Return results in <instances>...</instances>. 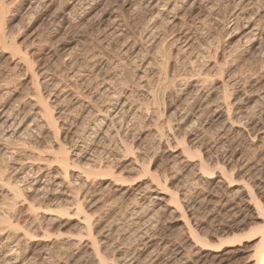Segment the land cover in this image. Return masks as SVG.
<instances>
[{"label": "bare ground", "instance_id": "1", "mask_svg": "<svg viewBox=\"0 0 264 264\" xmlns=\"http://www.w3.org/2000/svg\"><path fill=\"white\" fill-rule=\"evenodd\" d=\"M7 1L0 0V44L3 45L2 47L8 48V50L10 52L9 54L11 56L10 59H14V57H16L17 60L16 59L15 60L17 62H15V64L18 66L22 65V68L24 67V69H25L24 71H26V73L29 74V76H30L29 81L31 84V88L29 86L28 89L29 90L31 89V91L27 90L29 92L26 94V96L24 95L25 99L24 100L21 99V101H19L21 103L17 104L15 107L4 106L2 104L3 100L1 101V99H0V160H1L0 161V264H44V263L46 264V262H48V260L52 258L51 256H53L52 255L53 252L51 253V251L54 250V248H56V247H57L56 248L57 250L55 249L56 252H58V249H59V252L62 254H64V253L68 254L71 252L70 255L72 256V259L70 260V262H66V263L63 262L65 260V259H63L64 257L63 256L60 257L63 259V261H60V259H59L60 262L58 264H132V262L134 263V261L132 259L130 261L129 258H128V260L130 262H127L128 261V260L126 261L127 257H126V259L122 260V258L124 256H123V253L121 252L123 250L122 249L120 250V247L122 248L121 244H120L121 246L118 245L119 249H117L115 247V249L114 248L111 249V250L114 249V252L110 251L111 247L109 245H112V247H113V244L110 243V240L112 239V237L110 238V234L106 231H99V229H100L99 227H98L99 229L97 231V229H96L97 224H94L95 222L92 223V221L90 219L91 217L86 213L87 211L85 210V203L90 199V198L88 199V191L87 190L90 187L91 182L96 181V183L98 184L97 181H99L100 183H103L110 178H117L116 171H118V170H116L115 168H112V166L113 165L115 166V162L117 163L118 161H115L114 164L111 163V165H112L111 166L110 163H107L106 161L103 160L105 155L109 156L111 154V153L110 154L108 153V152H110V151H108L109 146L112 143H114V146H112V147H114V151L117 148L118 156H123V154L133 152L132 151L133 150L132 145L129 146V144L125 140H123V138H125V137L122 138V135L126 134V131H124V129L134 119H136V118L139 119V117L144 116V114L148 116L147 118H149V120H148L149 122H150V120H152V117L155 113V108H153V111H150L149 105L146 106L147 104L145 105V103L151 102L152 105H155V101H160V99H158L159 96L157 95L156 91H158V89H159L161 92V89L158 86L159 88L157 90H155V88L153 87L154 84H152L153 80H155V79L157 81L156 83L154 82L155 84L158 85L159 83H162L165 86L164 89H162L163 92L165 91V89L169 88V87L167 88L168 84H169V86H170V84L172 85V86H170V87H172V89L175 88L177 91H181V94H182V97H180L181 101H186V102L187 101L188 102L193 101L192 103L195 104V106L193 104L195 111H196V109H198V111H199V108H201L204 104H206V106H204V107H206V109L211 107L212 104H214V107H215V104H216V110L215 109L214 110L217 112V114L220 113V111H221V113L219 114V117L222 118L223 122H224L223 130L227 128L228 132H229V130H231V129H233V131H234V129H236L239 132H246L248 134V137L252 136L254 138V141H255V139L256 140H258V139L264 140V125L260 126L258 123L253 124L252 121L250 122L248 120L250 118L249 117L250 116V113H249L250 108H248L249 107L248 105H249V103L252 102L251 100L253 99V95L250 98L248 97L249 99L247 101H245L243 99L244 102L242 103V102H239L238 100H236V97H234L235 95L231 94V91L228 90L230 83L227 80L225 81V79H223L224 78L223 75H224V71H225L223 69L224 65L223 66L220 65V63L217 61L218 56H219V51L217 52V50H219V49L217 48V50H216L215 49L216 47L214 48L212 46L211 41L210 42L208 41V43H210V44H207L206 47H204L206 49L204 57L205 56L208 57V60H206V61H208L207 66L209 67V69L210 70L213 68L215 69V71L212 70L213 71L212 76L210 75L211 73L210 74H208V73L207 74H204V73L201 74V72L198 75L197 74L194 75L197 71H195V73L193 72L192 73L193 75H192L191 74V68H189L190 71L189 70L188 71L190 72L189 74H191V75L187 74V75H189V77L187 76L186 78H184L186 76V74H185V76L182 75V77L183 76L184 77L181 79H180L181 75L177 76V77H179L180 80L175 79L176 77H174L173 81H175L174 82L175 84L174 83L172 84V81H170V79L172 77L169 78V80H168L167 72H169V71L166 68H167L168 61H170L169 55H168L169 52L168 53L166 52V50L164 49V46H162L163 50H160L161 46L159 47L160 41L163 39V36H165V33H163L164 35L161 34L162 36H160L162 39L161 40L158 39V36L160 34V33H158L159 28H160V25L162 24V23L160 24V20H164L161 22H165L166 17H167V21H168V18L171 19L170 15L173 14L172 12L182 11L186 7L188 8V5H189V3H191V0H180L179 2L177 0L175 2H172L171 0H141L143 5L146 4V7H150L151 10H153L152 11L153 13L151 12V16H150L151 21L149 19L150 23H149L148 27H146V28L144 27L145 30L143 29V31L144 32L146 31L145 37L147 36V38H145V40L148 41L147 39H150L151 43L154 45V48H153V46H152V48L154 49L155 57L153 58V56H152V58H153L152 60H153L156 67L154 68L152 73L147 70V68L153 69V68L149 67V65H151V62H147L145 68H144V66L142 67V68H144V70L140 74H138V81H140V83L142 82L141 86L139 85L140 87L128 86V88L125 87V89H123L124 88L123 87L122 88L123 90L119 92L116 89L118 87V85L115 86L114 80H112V78L109 77V78L103 79V83H101L102 85H100V88H98V91L96 92L95 91L96 89L94 90L96 92V94L94 93L95 95L92 94L91 96L88 95L89 92L86 94V96L85 95L83 96L82 93L84 91L83 92H81L82 90L79 91L80 90L79 88H81V87L78 88V85L82 84V82L81 83L78 82L79 84L77 85L76 84L77 81L75 80L76 74L78 75L80 72L79 70L75 71L74 74L71 73L72 75H71V77H69V79L67 77L69 82L67 81V83H66V80H65V82L63 80L61 81V82H64L66 84L62 85V83H61V86L63 88L60 86L62 89L57 90L58 93H56L55 95H53L54 91L51 92V90L53 87L60 88L59 84L55 83L57 80L55 82H53V80H50L51 77L50 78L46 77L47 79H45V80L42 79L43 81L41 80V82L38 80V78H39V77H37V76H39L38 72H35L33 69V65L35 64V62L32 61L31 57L29 56V53L28 52H22L16 46L15 41L8 39V36L4 32L3 17L5 14V10H6L5 6H6ZM63 1H65V0H63ZM68 1H70V4H72L71 9L75 12H78V11H82V9H85L87 7L91 8L96 3V1H99V0H68ZM226 1H228V0H226ZM48 2H50V1H48V0H22V6H24V7L28 6V10L29 9L34 10L36 7L42 8L41 6L44 4H46V6H47V4H50ZM65 3H67V2H65ZM230 3L232 5L231 6L232 8L230 10V13L228 14L229 16H228L227 20L224 21L225 23L223 22V24L225 25V26L223 25L224 26L223 29H226V31L230 33V34H228L229 35L228 36L229 43L227 44V48H226L227 50L226 49L224 50V48H223L224 51L223 52L221 51L222 55L224 56V58L228 57V56L231 57V53L233 54V52L237 51V49L239 47H237V49H236V47L234 48V46H232L231 42H230L231 39L233 38V36L237 35L239 37L238 43H240L242 45L244 51H246L249 48L255 49V51L253 49V51L255 52V54L253 52V54H254L253 57L255 60V61L254 60L253 61H254V63L257 62L258 64L259 63L262 64V67L264 68V0H231ZM190 5H192V4H190ZM229 8H230V6H229ZM169 22H170V20H169ZM169 22H167V23H169ZM208 22H209V20H208ZM206 23H207V21H206ZM203 24L204 23H202V25ZM163 26H164V24H163ZM161 27H162V25H161ZM114 28H116V27H114ZM160 30H162V29L160 28ZM165 32H166V29H165ZM157 33H158V36H157ZM122 34L123 33H121V31L119 30L116 32L114 31V33L112 35H113V37L117 38L119 41V37L120 38L123 37ZM143 35H141V36L143 37ZM171 38H172V36H171ZM117 39H116V41H117ZM164 40H166L165 37H164ZM157 41H159V42H157ZM169 41L173 42L172 39ZM176 41L177 40H174V42H176ZM148 42H150V41H148ZM161 42L165 44V42H163V41H161ZM171 44L173 45L174 43H171ZM168 45H169V42H168ZM182 47H183V50L181 49ZM182 47L180 48L183 51V52H181L182 56H183L184 52L186 53L189 51V49H191V47L189 46L188 43H185L184 46H182ZM242 47H240V48H242ZM202 48H203V45H202ZM204 48H203V50H204ZM200 49H201V47H200ZM1 50L3 51V49H1ZM179 51L180 50L178 49V53H179ZM135 52L136 51L134 50L132 54L137 53V52L136 53ZM189 52H188V56H189ZM201 52L202 51H200L199 54H201ZM127 53H126V55H127ZM178 53H177V55H175L176 59H179V57L181 56ZM190 54H191V52H190ZM199 54H197L198 56L197 55L193 56V57H195L194 62L196 61V59H197V61L199 60L198 59ZM178 55H179V57L177 58ZM234 55H232V56H234ZM250 55H252V53ZM128 56H131V54ZM136 56H138V54H136ZM136 56H133V57H135V60H137ZM201 56H203V55H200V57ZM170 58L172 59L173 57H170ZM186 58H187V56H186ZM139 59L140 58H138V60ZM192 59L190 58V60H192ZM172 60H174V59H172ZM183 61L184 60H181V62H183ZM68 62L65 63V68L70 65V63L68 64ZM73 62L76 63V61H74V60H73ZM153 62H152V66H153ZM190 62L188 63L189 65H192L194 63L193 61H192L193 62L192 64ZM75 63H73V64H75ZM89 63H90V61H89ZM135 63H136V61H135ZM173 63H175V65H178L176 61ZM169 65H170V63H169ZM118 66L120 68V65H118ZM173 67H172V70L175 69ZM75 68H76V66H74V69ZM91 68H92V66H91ZM93 68H94V66H93ZM115 68L119 70V68H117L116 66H115ZM193 68L194 67H192V69ZM125 69H127V67ZM72 70L73 69H71V71ZM112 70H114V67ZM177 70H178V68H177ZM195 70H197V69H195ZM116 71H114L115 74H116ZM126 72H127V70H126ZM136 72H137V70H136ZM47 73H49V72L47 71ZM44 74L46 76V73H44ZM127 74H128V72H127ZM182 74H184V73H182ZM79 75L81 76V74H79ZM111 75H113V74L111 73ZM124 75L125 74H123V76L121 75L122 76L121 81H123V82H124V78L126 77V76L124 77ZM216 76H219L223 81L220 82L221 85H218V86H220V89H219V87L216 86L220 91L219 92L217 91L218 93L215 91L217 94L215 95L214 99H212L214 96V95H212L213 92L210 94L209 93L207 94L206 89L207 88L209 89L210 87H212V85H213L212 83L215 81V80H213V78ZM79 77L77 78V80H79ZM106 77H108V75ZM115 77L119 78L120 76H118V73H117L115 75ZM136 77H134V78H136ZM154 77H155V79H153ZM210 77H212L213 82H211ZM228 77H230V76H228ZM126 78H128V77H126ZM220 78H218V79L220 80ZM136 80H134V81H136ZM132 81H133V77H132ZM134 81H133V83H134ZM167 81H169L171 83H169ZM116 82L118 83L119 81H116ZM127 82H128V79H127ZM186 83L189 86V90L187 89L188 86L186 85ZM235 83H237V82H233V84H235ZM120 84H122V83H120ZM120 84H119V89L121 90ZM124 84H123V86H124ZM45 85H47L48 87L49 86L52 87V88L49 87L51 89V90H49L51 94L49 93L48 96H45L41 93V92H45L43 90V87H45ZM133 85H135V84H133ZM239 85H241V82L239 83ZM160 86L163 87L161 84H160ZM214 88H215V86H214ZM217 88H215V90H217ZM85 89H86V87L84 88V90ZM170 89L171 88H169V90ZM75 90L79 91L77 94L80 96H77V94L74 93ZM173 91H174V89H173ZM173 91H172V93L174 94L175 91L174 92ZM177 91L175 92V95H176ZM158 93H159V91H158ZM169 93H171V90ZM172 93L170 95H173ZM164 95H165V93H164ZM82 96L84 97V100H83ZM68 97H71L73 99V101H75L73 103L74 104L73 106L80 107L79 110H82V114L80 117L81 119L79 118L81 122H79V124H77V125H74V122H73V125L75 126L74 129L73 128L67 129L68 127H66L67 124L70 125L72 123V122L68 123V121L70 119L69 117H71L70 113H72V111H71L72 109L64 110V108L63 109L61 108V106L63 107V104H65V103L67 104L71 101V99ZM140 97L143 99L139 100ZM254 97H255V95H254ZM61 98H63V99L61 100ZM67 98L70 99V101L67 100V102H66L65 99H67ZM135 99L141 101L140 103L142 105L144 104L146 106L145 107L143 105V107H145V109L148 113L147 112L144 113L145 111L141 110V107H139L140 105L138 106L137 103H135V102H137ZM22 100H23V102H22ZM243 100H241V101H243ZM142 101L143 102L145 101V103H142ZM188 102L186 104H188ZM199 103H200V107H199ZM157 106H158V104H157ZM189 107H191L190 104H189ZM66 108H67V105L65 106V109ZM194 108H192V109H194ZM188 110H190V108ZM252 110L255 112L254 109H252ZM253 111L250 110L251 113H253ZM186 112H185V109L182 107L181 109H177L175 111V114L172 113V114H174V116L172 117L174 120H172L170 118L167 119L168 127L165 126V127H167L165 130L163 128V125L160 126L161 123L158 124L159 121L157 122V124H154L156 129H153V130H155L154 135L158 141V144L163 145L165 142H167L168 143L167 145H169L170 142H173L174 147L176 146V148H178L179 151H181L179 153L181 154V157L183 160L182 162L184 163L185 168L186 167L189 168L188 170H189L190 175L192 177L191 180L194 183L193 187L196 185V187L194 189L195 193L197 196L201 197V201H202L201 203L205 202V204L207 203L209 206H212L213 211H214V209L217 210V208H218L220 210L219 213L224 212V217L226 216V217L233 219L235 221H237L243 215H246V214L250 215L252 213L253 214L252 215V219H253L252 221L254 223H258V222H261V223L252 226L251 228H249V230H247L245 232H242L239 234L233 233L232 235H229L226 237H220V238H217L216 242L210 243L209 240L207 238H205V236L203 237L202 235L198 234V232H197L198 229L196 230V227H194L192 225V221L195 220L194 219L195 218V212H197V211L194 212V208L192 206H190L188 203H186V201L181 200V198H178L177 195L171 194V196H170L171 201L170 202L173 204V205L172 204L171 205H172V207H174L175 213L180 214V216L183 219H185V221H186L185 226H186V230H187L186 232L188 233V237L191 239V241L193 239L197 244L201 245V247L204 250H211V251H218V252L224 251L226 249H233L234 250L235 248H237L239 246H241V247L244 246L245 243H250V242L256 241V244L254 246V252L252 255L253 256L252 257V259H253L252 264H264V171L262 172L261 168H260V170L257 169V171L259 170L262 173H260V174L258 173V175L254 174V176H252L251 178L249 177L248 180H247V178L246 179L242 178L243 180L241 179V180L236 181L233 178V174L230 173L224 165H221V166L218 165L215 168V170L211 169L209 166L210 163L208 162L207 159H205L206 157H204V155L202 154L201 149L198 148L197 145H195V143L193 141H191L193 144L192 143L190 144V141L186 140L187 139L186 137L185 138H179V136H178L179 133L177 134L175 132V131H178L179 129H181L182 124H184L185 126L187 125L188 118H187ZM196 113H197L196 115L194 113V117L192 116L193 118L191 117L192 121L190 123V125H192L194 127H195L194 124L197 125V121H198L199 117L201 116V115H199L200 113L198 114L197 111H196ZM191 114H193V112H191ZM254 114H252V115H254ZM72 116H73V113H72ZM255 117H256V115L254 116V118ZM71 119H72V117H71ZM156 119H154V120L156 121ZM155 121H153V122H155ZM257 122H259V121H257ZM149 124H151V123H149ZM73 125H72V127H73ZM132 125H133V123H132ZM132 125H131V127H132ZM150 126L152 127V124ZM128 128H130V127H128ZM175 128L176 129L178 128V130H175ZM185 130H187V129H185ZM60 132L63 133V135H65V138L67 137V135L74 137L76 139V141H74L75 143L72 146H69L66 148L67 143L66 144H65V142L63 143V140L60 141V139L58 138V135ZM73 139H72V141H73ZM164 147H166V146H164ZM153 148H155V147H153ZM157 148H158V146H157ZM111 151H113V150H111ZM142 154H144V153L142 152ZM100 155H103L102 156L103 158ZM113 155H111V156H113ZM125 156H124V158H125ZM139 156H141V155H139ZM139 156H138V158H136V159L133 158L132 160L130 158V161L128 162V166L130 167V170H133V171L135 170L139 174L143 173V174H149L152 176V174L150 172L151 170H149V167H147L145 162H144L145 156H144L143 160H142V157H139ZM178 156H179V154H178ZM178 156H177V158H178ZM107 158H109V162L113 161V159H111L112 157H107ZM113 158H114V156H113ZM119 162H121V161H119ZM113 169L116 171H114ZM216 169H217V171H216ZM139 174H137V175H139ZM146 176H148V175H146ZM189 176L187 174V177H189ZM118 177H119V175H118ZM152 179L155 180L153 176H152ZM110 180H113V179H110ZM116 180H118V179H116ZM159 181L160 180L157 181V184L156 183L154 184L153 181H151L152 185H150V186L148 185V187L146 186V188H144V186H143V188L141 187L142 189L138 188V189L132 190L133 194H135L134 196H135L136 200L139 199L142 201H146V200H148V196L150 197V199H152L151 201L153 202V205L152 204L150 205L151 201H149L148 203H143V202L140 203L142 205L136 204V203L134 204V205H138V207L140 206L139 208H141L142 211L146 212L145 220L147 219V220L151 221V220L155 219V221H157L156 220L157 219V217H156L157 216V214H156L157 208L161 205V203L163 201V198L160 197L159 194H161L163 192H166V193L170 192L168 190L167 185L163 184V186H162L161 181L160 182ZM234 183H236L235 185H238L239 188L232 194H228L229 191L227 192L228 195L225 193L220 194L217 190V189H221V187H223V188L226 187L229 189L231 187L233 188V187H235V186H233ZM115 184H117V183H114V185ZM201 186H203L204 190H202L203 188H201ZM113 189L115 190L116 188H113ZM98 190H97V192L99 193ZM91 191H92V189H91ZM117 191H118V189H117ZM167 191H169V192H167ZM206 191H208L207 197L205 196ZM100 192H101V190H100ZM154 194H156V195H154ZM89 195L91 196V194H89ZM96 197H97V195H96ZM95 199L96 198H94V200ZM89 201L91 203V200H89ZM98 201H99V199H98ZM135 202H137V201H135ZM139 202H137V203H139ZM86 204H88V202ZM92 204H94V202ZM19 206H21V207L24 206L25 209L23 211H21L22 209L20 208V210H19ZM133 209L134 208H132L131 210L133 211ZM131 210H130V214H132ZM196 210H198V209H196ZM23 213L25 214V217L22 221L21 215H24ZM139 213H137L136 215H138ZM209 214H211V213H209ZM222 214H221V216H222ZM133 215H131V216H133ZM154 215L156 218L153 217ZM142 216H144V215H141V217ZM177 217H179V216H177ZM65 218H70L72 220L78 219V222H79L78 226L80 228L77 226L79 228L78 229L79 232L77 233V235H74V236L70 235V237L67 236L66 238H63V237L59 238V236L57 238L55 236L56 240H54V242L52 241L53 242V243L51 242L52 244L50 243V246L53 245V247H51V248L48 247L49 249H47V248L43 249L41 247L42 249L39 248L36 251L35 250L32 251L29 249L31 247H29V248L27 247L29 244H34V245L39 246L40 243H42V242L46 243V241H49V238L52 236V235H49V233H52V231H51L52 225L59 220L61 221L62 219H64L66 221ZM132 218H134V217H132ZM135 218H136V216H135ZM139 218H140V216H139ZM213 218H214V216H213ZM215 219H216V217H215ZM138 220L140 221V219H138ZM145 220L143 219V221H145ZM149 221H146L145 223H147ZM227 222H225V223H227ZM241 222H243V220H240L239 223H241ZM44 223L50 224L51 228H48V226L47 227L44 226ZM199 223H200V221H199ZM148 224L153 225V223H151V224L148 223ZM155 224H156V222H155ZM222 224H224V223H222ZM137 225H139V223ZM156 225H158V223ZM143 226H146V224H144ZM220 226H222V225H220ZM228 226H229V224H228ZM53 227H54V225H53ZM150 228H152V227H150ZM101 230H102V226H101ZM111 230H109V231L111 232ZM142 232H143V234L141 233L140 234L141 236L138 235L139 238L140 237H142V238L146 237L147 232H144V231H142ZM111 233H113V232H111ZM53 237H54V235H53ZM120 237L118 236V239H120ZM125 238H126V236H125ZM186 239H188V238H186ZM114 241L115 240H113V242ZM116 242H117V240H116ZM145 243H147V242H145ZM137 244H138V242H137ZM44 246L46 247L45 244H44ZM24 247H27V251H25V252L23 250ZM132 250H134V249H132ZM80 251H82V253H80ZM128 251H129V249H128ZM56 252H55V256L57 254ZM124 254H126V252ZM133 255H134V253H133ZM59 256H61V255H59V253H58L57 257H59ZM66 257H67V255H66ZM131 257L133 258L132 255H131ZM55 259H57V258H55ZM55 259H54V261H56ZM66 261H69V260H66ZM54 264H55V262H54Z\"/></svg>", "mask_w": 264, "mask_h": 264}, {"label": "rangeland", "instance_id": "2", "mask_svg": "<svg viewBox=\"0 0 264 264\" xmlns=\"http://www.w3.org/2000/svg\"><path fill=\"white\" fill-rule=\"evenodd\" d=\"M48 1H50L48 2L50 4H47V6L46 4H44L41 6L42 8L36 7L34 10L33 9L28 10V6L25 7L22 6V0H8L6 2V6H5L6 10L3 17V29L5 34L8 36V39L15 41L16 46L22 52L29 53V56L31 57L32 61L35 62V64L33 65V69L35 72H38L39 76L37 77H39L38 80L40 82L42 79L45 80L48 77L49 78L51 77L50 80H53V82L59 80L58 82L56 81L55 83H58L60 87L61 83L62 85H64L67 83V81L69 82L68 79L69 77H71L72 75L71 73L74 74L75 71L79 70L80 71L79 74H81V76L78 74L80 76L79 77L76 74V79L74 78L77 81L76 82L77 85L82 82V84L78 85V88L81 87L79 88L80 90L79 89L78 90L79 91L82 90L81 92L84 91L82 93L83 96L84 95L86 96L88 92H89L88 95L91 96L92 94L93 95L96 94L98 88H100V85H102L101 83H103L104 78L111 77L112 80H114L115 86L118 85V87L115 88L117 89V91L120 92L123 89H125V87L128 88V86H136V87L141 86L142 82L140 83V81H138V74H140L144 70L147 62H151V65H149V67L153 68V69L147 68V70L150 71L151 73L153 72L154 68L156 67L152 60L155 57L154 49H153L154 45L151 43L150 39H147L150 42L145 40V38H147V36L145 37L146 31L145 32L143 31V29L145 30V28L148 27L151 21L150 16L153 10H151L150 7H146V4L143 5L141 0H99L96 1V3L91 8L87 7L85 8L86 10L82 9V11H78V12H75L71 9L72 4H70V1L68 0L67 1L48 0ZM171 1L175 2L176 0H171ZM177 1L179 2L180 0ZM230 1L231 0L228 1L191 0V3H189L188 8L186 7L182 11L172 12L173 14L172 13L171 14L173 16L170 15L171 19L168 18V21H167V17L165 22H161L164 20H160V24L162 23L161 24L162 27L160 25V28L163 31L160 30L159 28L158 33L160 34L158 36L157 33V36L158 39L161 40L162 38L160 36L164 35L163 33H165V36H163V39L161 40L165 42V44L159 40L160 41L159 47L161 46L160 50H163L162 46H164L166 52L167 53L169 52L168 55L170 61H168L166 69H168L169 71L167 72L168 80L169 78L172 77L170 81H172L173 84L175 82L173 81L174 77H176L175 79H179V77L177 76L181 75L180 77L181 79L186 74V76L184 77L186 78L187 76L189 77V75H191L193 72L195 73V71L197 72L194 75L196 74L198 75L201 72V74L211 73L210 75L212 76V72H213L212 70L215 71V69L214 68L211 70L209 69V67L207 66L208 61H206L208 60V57L206 56L204 57L206 50L204 47H206L207 44H210L208 43V41L209 42L211 41L212 46L214 48L216 47L215 48L216 50L217 48L219 49L217 50V52L219 51V56L217 61L220 63V65L222 66L224 65L223 69L225 71H224L223 79H225V81L227 80L230 83L228 90L231 91L232 95H235L234 97H236V100L242 103L244 102V100L247 101L253 95V99L251 100L252 102L249 103L248 108H250L251 111H253L252 109H254L255 112L253 111V113H251L250 110L248 109L250 113L249 116L250 118L248 120L250 122L252 121L253 124L258 123L261 126L264 125L263 123L264 122L263 121L264 120V68L262 67V64L260 63L258 64L257 62L254 63L255 60L253 55L255 54L254 52L255 49L253 48L254 49L253 51L252 48H249L247 50L245 49L246 51H244L242 45L238 43L239 37L235 35L233 36L230 42L231 45L234 46V48L236 47L237 49V47H239L237 49L238 52L235 50L236 52H233V54L231 53V57L228 56L224 58V56L222 55V52L227 48V44L229 43L228 34L230 33L227 32L226 29H223V27L225 26L223 22L227 20L229 16L228 14L230 13V10L232 8ZM65 2H67L68 4ZM206 21L209 25L206 23ZM202 23L204 24L202 25ZM114 27H116L118 30ZM112 29L115 32L120 30L121 33H123L122 34L123 37L122 36H121L122 38L119 37V41L117 38L113 37L112 34L114 33V31ZM141 35H143V37ZM164 37L166 38V40H164ZM168 39L169 40L172 39L173 42L172 41L170 42ZM174 40L177 41L174 42ZM171 43H174L175 45L173 44L174 45L173 46ZM185 43H188L189 46L191 47V49H189L191 54L188 51L189 56H188V52L186 53L184 52L183 56L181 55V52H183L182 46H184ZM201 44L203 45L204 50ZM2 46L3 45L0 44V96H1L0 99L1 101L3 100L2 104L4 106L15 107L17 104L21 103L19 101H21V99L24 100L26 94L29 91H31V89L30 90L28 89L29 86L31 88V84L29 81L30 76L28 73H26V71H24L25 69L24 67L22 68V65L18 66L15 64V62H17L16 57H14V59H10L11 56L9 54L10 52L8 48H4ZM1 49H3L4 52ZM133 49L137 52L135 53L138 54V56H136V54H132L134 51ZM178 49L180 50L179 53H178ZM200 51H202L201 54H199ZM177 53L181 55L180 57L179 55L177 56V58L179 57V59L175 58L176 57L175 55H177ZM251 53L252 55H250ZM130 54L131 56H128ZM197 54H199V58H198L199 60L197 61L196 59V61L194 62L195 57L193 56ZM132 55L136 56L137 60H135V57H133ZM200 55H203L201 56L202 58L200 57ZM170 57H173L172 59L174 60H172ZM189 57L193 59L190 60ZM138 58L140 59L138 60ZM180 59L184 61L181 62ZM73 60L76 61V63L73 62ZM89 61L91 64L89 63ZM135 61L137 64L135 63ZM172 61L173 62L176 61L178 65H175V63H173ZM67 62L68 64L70 63V65L72 64L73 66L69 65L68 67L65 68V63ZM72 62L75 64H73ZM152 62H153V66H152ZM189 62L193 64L189 65L188 64ZM118 65H120V68ZM74 66H76L75 68L76 70L74 69ZM91 66L92 68L94 66V68L92 69ZM115 66L119 68V70L116 69ZM143 66L144 68H142ZM191 66L194 68L192 69ZM113 67L114 70H112ZM126 67L127 69H125ZM172 67L175 69L172 70ZM70 68L73 70L71 71ZM189 68H191V74H189L190 73ZM47 71L49 73H47ZM114 71H116V74L118 73V76H120L119 78L115 77L116 74ZM181 72L184 74H182ZM44 73H46V76ZM111 73L113 75H111ZM123 74H125L124 77L125 76L128 77V78L126 77L124 78V82L121 81ZM107 75L108 77H106ZM182 75L184 76L182 77ZM77 76L79 77V80H77L78 78ZM132 77H133V81L137 79L136 81H134V83L132 81ZM214 78L213 80L215 81L213 82L212 77H210V80L211 82H213L212 83L213 85L212 87L209 88L210 90L208 88H207L208 90L206 89L207 94L213 92L212 95L214 96L212 99H214L215 95L220 91L219 90L220 86L218 85H221L220 82L223 81L219 76H216ZM218 78H220L221 81ZM153 79H155V77ZM62 80L64 82L66 80V83L61 82ZM116 81L119 82L117 83ZM154 82L155 83L157 82L156 79L153 80L152 82V84H154L153 87L155 88V90H157L160 87L161 92L163 93L162 94L159 89H158L159 93L158 91H156L157 95L160 97L159 98L157 96L158 99H160V101H155V105H152L151 102H150L151 104L148 102L145 103V101L144 102L142 101V103H145V105L147 104L146 106L149 105L150 111H153V108H155L156 114L154 113L152 120L155 121L154 119L157 118L156 121L153 122L152 120H150L149 122L148 121L149 118H147L148 116L144 114V116L139 117V119L136 118L130 123L131 125L133 123L132 127L129 124L124 129V131H126V134L125 135L123 134L122 138L125 137L123 138V140H125L129 144V146L132 145L133 152L123 154V156H118L117 148L114 151V147H112L114 146V143H112L108 148V151H110L108 153L111 154L109 156L105 155L104 158L102 157L103 155H100L103 158V160L106 161L107 163H110V165L111 163L114 164L115 161H118L117 162L118 164L115 162V166L111 165L112 168L118 170L116 171L113 169L117 173L116 175L117 178H110L113 180L108 179L103 183L97 181L98 184L96 183V181H93L94 183L91 182L92 185L90 184V187L87 190L88 199L90 198L89 200H91V203L89 200L87 201L88 204H86L87 202L85 203V210L87 211L86 213L91 217L90 219L92 223L95 222L94 224H97V228H96L97 231L100 228L99 231H106L110 234V238L112 237L111 239L112 241L110 240V243L113 244V247L112 245H109L111 247L110 251L114 252L115 247L119 249L118 247L122 245V248L120 247V250L121 249L123 250L121 252L123 253L124 256L122 260L126 259L127 257L126 261L128 260V258L130 261L131 259L134 261V263L132 262V264H137V263L138 264H252V260H253L252 255L254 252V246L256 244V241L245 243L244 246L242 247L239 246L234 250L226 249L224 251L218 252V251L204 250L201 247V245L197 244L193 239L191 241V239L188 237V233L186 232L187 230L185 226L186 221L180 216V214L175 213L174 207H172L173 204L170 202L171 194L177 195L178 198H181V200L186 201V203H188L190 206L194 208V212L197 211L195 212V218H194L195 220L192 221V225L196 227V230L198 229L197 230L198 234L202 235L203 237L205 236V238H207L210 243L216 242L217 238L220 237H226L232 235L233 233L239 234L245 232L249 230V228H251L252 226L256 224H260L261 222L254 223L252 221L253 220L252 213L250 215L249 214L243 215L241 218L235 221L226 216L224 217V212L219 213L220 210L218 208L217 210L214 209L215 211L214 212L212 210V206H209L207 203L205 204V202H203L205 205L201 203L202 202L201 197L197 196L195 193L194 189L196 185L193 187L194 183L191 180L192 177L188 170L189 168L187 167L185 168V165L182 162L183 160L181 154L179 153L181 151H179V149L176 148V146L174 147L173 142H170L169 145H167L168 144L167 142H165L166 144L164 143L163 145H159L154 135L155 130L153 129H156L154 124H157V122L159 121L158 124L161 123L160 126L163 125V128L165 130L168 127L167 119L170 118L174 120L172 117L174 116L175 111L183 107L185 109V112L187 111L186 113L188 120L186 126L182 124L181 129L178 130V128L177 129L175 128V130H178L175 132L177 134L179 133L178 134L179 138L186 137L187 138L186 140L190 141V144L192 143L191 141H193L195 145H197V147L201 149L202 154L204 155V157H206L205 159H207L208 162L210 163L209 166L211 169L215 170V168L218 165L219 166L224 165L227 168V170L233 174V178L236 181L241 180L242 178L244 179L247 178L248 180L249 177L251 178L252 176H254V174L258 175V173L260 174L264 171V140L255 139L254 141V138L252 136L248 137V134L246 132H239L236 129H234V131L233 129H231L229 130V132L227 128L223 130L224 122L223 119L219 117L221 111L218 114L215 111L216 104L215 107L214 104H212L211 107H209L208 109L204 107L206 106V104H204L201 108H199V111L198 109H196L198 114L200 113L199 115H201L199 117L200 120L198 119L197 125L194 124L195 127L190 125L192 118L194 117V113L195 115L197 114L194 108L195 104L192 103L193 101H189V102L187 101L188 104H186L187 103L186 101H181L180 99V97H182L181 91H177L175 88H173L174 91L175 92L177 91L178 93V94L176 93L175 95V92L173 91L172 87H170L172 86L171 84L170 86L168 84L167 88L168 87L171 88L170 89L171 93L172 91L174 92V94L172 93L173 95H170L171 93H169L170 92L169 88L165 89L164 92L162 91V89H164L165 87L162 83H159L157 85ZM233 82H237V83L233 84ZM240 82L241 85H239ZM119 84L121 90L119 89ZM160 84L163 87H161ZM214 86L215 88L219 87V89L217 88V90H215ZM47 87L48 86L45 85V87H43V90L45 92H41L45 96L49 95L50 93L49 90H51L50 88H52L51 86H49L50 88ZM61 87L60 88L53 87L51 92L54 91L53 92L54 94L53 93L52 94L55 95L56 93H58L57 90H61L63 88ZM83 87L84 88L86 87V89L84 90ZM187 89L189 90V86L187 87ZM75 91L74 93L76 94L79 92L77 90ZM215 91L218 92L216 93ZM77 96L80 95L77 94ZM68 98H70L71 101ZM68 98L65 99V101L67 102V100H69L70 102L69 101L68 102L70 104L65 103L63 104V107L61 106V108L62 109L64 108V110L72 109L71 111L73 113V116L72 113H70L72 119L71 117H69L70 119L68 121V123L71 122L72 123L70 125L67 124L66 127H68L67 129H72V128L74 129L75 128L74 125H77L79 124V122H81L80 117L82 114V110H79L80 107L73 106L74 105L73 103L75 101H73L71 97ZM62 99L63 98H61V100ZM137 99H135L137 101L135 103H137L138 106L140 105L139 107H141V110L142 111L144 110L145 111L144 113H146L147 112L145 109L146 106L143 104L145 106L143 107V105L140 103L141 101H139L142 100L143 98L140 97L139 100ZM157 104L159 107L157 106ZM189 104L191 107H189ZM66 105L67 108L65 109ZM199 107H200V103H199ZM189 108L191 111L188 110ZM191 112H193V114H191ZM255 115L256 117L254 118ZM149 123L152 124V127L150 126L151 124ZM58 138L60 139V141L63 140V143L64 142L65 144L67 143L66 148L72 146L75 143L74 141H76L74 137L69 135H67V137L65 138V135H63V133L61 132L59 133ZM156 145L158 146V148ZM142 152L144 154H142ZM111 155H113L114 158ZM138 156L142 157V160L145 156L144 162L146 166L149 167V170H151L150 172L155 180H153L152 176L149 174H143V173L139 174L135 170L134 171L130 170V167L128 166V162L130 161V158L132 160L133 158L135 159L138 158ZM107 157H112L111 159H113V161L110 159L112 162H109V158ZM123 159L126 160L124 161ZM260 168L262 172L259 171ZM257 169H259L258 170L259 172L257 171ZM187 174L188 176L189 175L190 176L187 177ZM158 180L161 181L162 186L163 184H166L170 192L167 191L169 193L163 192L159 194V196L163 198V201L161 205L157 208V212H156L157 221H155V219L151 221L147 219L145 220L146 212L142 211L141 208H139L140 206L138 207V205H134V204L135 203L140 204L142 202L148 203L152 199H150V197L148 196V200H146L147 202L139 199L136 200L134 196L135 194H133L132 190L138 188L142 189L143 186L144 188H146V186L148 187V185L149 186L152 185L151 181H153L154 184L155 183L157 184ZM114 183L117 184L114 185ZM235 184L236 183L233 184V186H235L233 188L231 187L229 189L226 187L225 188L221 187V189H217V190L220 194L223 193L227 194L228 191H229L228 194H232L239 188V186ZM113 188L116 189L114 190ZM201 188H203V186H201ZM97 190L99 191V193L97 192ZM202 190H204V188ZM207 192L208 191H206L205 194L206 197L208 194ZM89 194H91V196ZM94 198L96 199L98 198L99 201L98 199L94 200ZM135 201L137 202L140 201V202L137 203ZM93 202L94 204H92ZM151 204L153 205L152 201L150 205ZM23 207L24 206L22 207L19 206V210L21 208L22 209L21 211H23L25 209V207L24 208ZM132 208H134L133 211L131 210ZM130 210L132 214H130ZM137 213L139 214L136 215ZM217 214L220 215L218 216ZM141 215L144 216L141 217ZM21 217L23 221L25 214L21 215ZM153 217L156 218L155 215ZM65 219L66 221L62 219L61 221L59 220L60 222L57 221L58 222V223L56 222L57 224L54 223L53 225L55 228L52 225L53 230L51 229V231L53 234L49 233V235H52L49 238L50 242L46 241L47 244L45 242H42L39 244V246L34 244H29L30 246L28 245L27 247L28 248L31 247L29 249L32 251L34 250L36 251L39 248L49 249L48 247L50 248L53 247V245L50 246V243L52 241L54 242V240H56V237L58 238L59 236V238L60 237L66 238L67 236L70 237V235L71 236L77 235V233L79 232L78 229L80 228L78 226L79 225L78 219H73V220L70 218H65ZM138 219H140V221ZM143 219L145 221H143ZM240 220H243V222L239 223ZM146 221L149 222L145 223ZM155 222L156 224L158 223V225H156ZM138 223L139 225H137ZM148 223L150 224L153 223V225H149ZM222 223H224L225 225ZM144 224H146V226H143ZM49 225L50 224L44 223V226L46 227L48 226V228H51V225L50 226ZM101 226H102V230H101ZM109 230H111V232L113 233H111ZM142 231L147 232V235L144 238L142 237L139 238L138 235L141 236L140 234L141 233L143 234ZM118 236L119 237L121 236L120 239H118ZM186 238H188L189 240ZM113 240H115L114 241L115 243L113 242ZM116 240L118 243L116 242ZM44 244L46 245V247L44 246ZM27 247H24L23 249L24 252L27 251ZM56 248H54V250L51 251V253L53 252L52 253L53 256H51L52 258L49 259L48 262H46V264L49 263L54 264V262L55 264H58L60 261H63V259H65L63 261L64 263L70 262V260L72 259V256L70 255L71 252L68 254L65 253L62 254L59 252V249L58 252H56L57 250ZM112 248L114 249L111 250ZM55 252L57 253L56 256H55ZM125 252L126 254H124ZM58 253L61 256L57 257ZM80 253H82V251H80ZM131 255L133 256V258L131 257ZM62 256L64 257L63 259L60 258ZM53 258L54 259L57 258L55 259L56 261H54ZM129 260L127 262H130Z\"/></svg>", "mask_w": 264, "mask_h": 264}]
</instances>
